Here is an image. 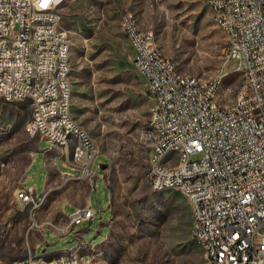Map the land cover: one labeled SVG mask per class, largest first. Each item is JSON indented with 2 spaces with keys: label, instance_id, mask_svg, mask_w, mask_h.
<instances>
[{
  "label": "built area",
  "instance_id": "built-area-1",
  "mask_svg": "<svg viewBox=\"0 0 264 264\" xmlns=\"http://www.w3.org/2000/svg\"><path fill=\"white\" fill-rule=\"evenodd\" d=\"M214 11L216 25L227 38L226 55L238 61L246 79L235 97L219 101L222 78L181 77L176 63L164 54L152 30H139L131 11L123 14L133 49V64L144 78L151 101L148 123L157 137L145 138L151 152L145 171L152 189H179L191 202L193 238L207 241L209 264H264V0H202ZM64 0H0V56L9 68H0V101L26 103L33 135L37 128L53 133V146L64 148L62 126L81 130L75 144L74 165L80 176L97 185L96 164L100 148L89 132L71 121L73 94L71 52H66L68 31L57 35L53 20L63 19ZM48 16V26L39 18ZM33 41V48H26ZM14 61H26L25 70ZM70 67L67 80L59 71ZM71 142V140H70ZM24 187V186H20ZM45 196L25 187L16 197L35 210V200ZM72 228L94 219L89 206H76L70 214ZM77 233V232H76ZM4 264H88L79 252Z\"/></svg>",
  "mask_w": 264,
  "mask_h": 264
},
{
  "label": "rangeland",
  "instance_id": "rangeland-1",
  "mask_svg": "<svg viewBox=\"0 0 264 264\" xmlns=\"http://www.w3.org/2000/svg\"><path fill=\"white\" fill-rule=\"evenodd\" d=\"M129 11L156 34L180 73L204 79L220 75L221 103H229L244 80L238 61L227 58V38L212 7L202 0H64L62 24L72 42L73 116L97 142L108 181L107 186L98 178L94 187L98 218L90 228L87 222L77 229L85 230L84 239L92 245L104 241L111 191L113 223L95 250L94 264H202L203 249L190 232V199L179 189L154 190L145 177L152 149L145 138L151 101L121 28ZM28 121L27 107L0 101V264L33 251L50 258L79 242L74 232L63 238L47 232L63 236L72 229L63 214L62 181L49 179L35 210L16 197L25 174V187L44 185L41 164L32 163L37 140L27 131ZM48 143L44 139L39 146Z\"/></svg>",
  "mask_w": 264,
  "mask_h": 264
},
{
  "label": "crops",
  "instance_id": "crops-1",
  "mask_svg": "<svg viewBox=\"0 0 264 264\" xmlns=\"http://www.w3.org/2000/svg\"><path fill=\"white\" fill-rule=\"evenodd\" d=\"M35 137L37 140V146H36V150L34 152V157H33L32 163L34 162V163H40L41 164V166H42L41 175L43 174V177H44V185L41 189V183H40V181H38L37 183L35 182V183L29 185L27 188H32L34 190V192H36L37 194H41V193L45 192L46 185H47V183L51 177H53L55 183L62 181V184H66V187L62 188V190H63L62 194L66 198L65 199L66 201L64 202V207H63V214H64V216L69 218V223H70V214L73 212V210L76 206H89L95 211L96 207H95V203H94L93 191H94V187H96L98 185V182H97L96 186H91L89 184L88 180H86L80 176L79 169L77 168L76 165H74V163L72 161V152H73V148H74L75 139L71 138L70 139L71 142H69L68 146L61 148V147L53 146L50 142L47 145H44V147H41V146H39V142L41 140L46 139V138L41 136V135H36ZM46 140L48 141V139H46ZM102 156H104V155L99 154V156L96 159V164L101 163V168H102V170L98 169L96 171L97 176H98L97 179L98 178L104 179L106 185L108 186V181L105 178V172H106L105 171V168H106L105 164L106 163L98 161V159ZM30 167H31V165L29 166V168ZM29 168L27 169V171L29 170ZM27 180H28V177L25 174V177L21 181V185L24 186L25 184H27ZM24 188H25V186H24ZM109 191H110V189H109ZM75 192H84L83 198L82 199L75 198V194H74ZM110 203H111V191H110V198L108 201V207L111 211L109 221H108V225H109V228L111 231V226H112L113 220H112V207H111ZM97 218L98 217H97V212H96V217L94 219L86 220L82 224H80V226H83V224L88 222L89 223L88 227L90 228V225H92V223ZM99 221H100L99 228H101V227H103V225L101 224V223H103V220L101 217L99 218ZM78 226L75 229L72 228L70 231H68V233H66L63 236H60L58 233H55L53 231H47V232H49L52 237L57 236L59 238H63L65 236H67L68 234H70L71 232H74L75 237L79 240V242L76 246H78L79 244H83V246H81V248L79 249V252L81 253V255L84 256V258H85L86 262H88V264H94V260L96 258L95 250L97 249V246L99 244L106 241V239L108 238V236L110 234V231L106 235L104 241L100 242L98 245H92L91 242H86V240L84 239L85 230L81 229V228L77 229ZM47 232L45 233V238L47 236ZM97 232H99V231L97 230ZM42 243L40 244V246L42 245ZM76 246H74L73 248H75ZM73 248L63 249V250L57 252L56 254H54L53 256H51L50 258L56 257V256L61 255V254H68L70 252V250H72ZM88 255H90V257H88Z\"/></svg>",
  "mask_w": 264,
  "mask_h": 264
},
{
  "label": "bare ground",
  "instance_id": "bare-ground-1",
  "mask_svg": "<svg viewBox=\"0 0 264 264\" xmlns=\"http://www.w3.org/2000/svg\"><path fill=\"white\" fill-rule=\"evenodd\" d=\"M132 15L134 17V24L138 25V29L139 30H145L140 26L138 19L136 18L134 13H132ZM62 23H63V19L53 20V28L57 29V35H64V30H66V29L63 27ZM39 26H48V16H41V18H39ZM121 28H122V30H125L124 17H122V20H121ZM71 47H72L71 40H66V43H65L66 52H71ZM26 48H33V41H26ZM0 68H9V61H7V58L5 56H0ZM25 68H26V61H14V69L25 70ZM237 70L242 72L243 79H244L240 88H245L246 79L244 77L243 68L237 67ZM180 74H181V77L196 76V75H188V74H182V73H180ZM67 75H70V67H63L62 71H59V80H67ZM198 78L204 79L200 76H198ZM209 79H211V78H209ZM239 89H238L237 93L239 92ZM72 98H73V94H71V105H72ZM71 121L77 122L76 119L74 118L73 114H71ZM80 127L84 131H87L81 124H80ZM27 131L31 136L33 135L32 120L28 121ZM36 135H41L48 140H53V133L51 131H45V128H37L36 132H35V136ZM147 136H148V138H156L157 137V127L154 126L153 123H148ZM71 138L75 139V143H82L81 130H78V128H76V126H62V142H66V146H68ZM89 140H91L92 143H97L91 137L90 134H89ZM99 154H100V152H99ZM72 155H75V144H74ZM165 189H167V187H154V190H158V191L165 190ZM18 194H25V188L19 187L18 188ZM44 198H45V196H39L38 200H35V209H37L43 203ZM70 225L72 226V218L71 217H70ZM190 232H191V236H193L192 224H191ZM193 239L203 249L205 260L202 264H209V262L211 261V251H210V246H208L207 241H204L202 238H193ZM61 255H64V257H72V250H70V252L68 254H61ZM39 257H42V260H45V263H52L53 259L55 258V257L45 258L43 256L36 255L35 251L30 252V259H37Z\"/></svg>",
  "mask_w": 264,
  "mask_h": 264
},
{
  "label": "trees",
  "instance_id": "trees-1",
  "mask_svg": "<svg viewBox=\"0 0 264 264\" xmlns=\"http://www.w3.org/2000/svg\"><path fill=\"white\" fill-rule=\"evenodd\" d=\"M21 105H22L23 107H27V104H26V103H21Z\"/></svg>",
  "mask_w": 264,
  "mask_h": 264
}]
</instances>
